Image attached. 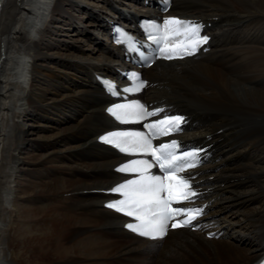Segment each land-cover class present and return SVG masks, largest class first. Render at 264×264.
Listing matches in <instances>:
<instances>
[{"label":"bare ground","instance_id":"obj_1","mask_svg":"<svg viewBox=\"0 0 264 264\" xmlns=\"http://www.w3.org/2000/svg\"><path fill=\"white\" fill-rule=\"evenodd\" d=\"M0 3V264L255 262L264 249V0H173L169 13L203 22L208 48L145 69L141 96L184 112L180 141L206 146L207 162L192 170L204 211L197 230L151 240L102 205L120 157L95 141L112 128L95 75L125 64L107 25H130L151 0ZM83 35L94 45L69 44ZM44 119L55 125L46 136ZM251 200L261 202L243 206Z\"/></svg>","mask_w":264,"mask_h":264},{"label":"snow or ice","instance_id":"obj_2","mask_svg":"<svg viewBox=\"0 0 264 264\" xmlns=\"http://www.w3.org/2000/svg\"><path fill=\"white\" fill-rule=\"evenodd\" d=\"M201 25L175 18L165 20L163 25L150 26L148 39L157 44H163L158 51L162 58H184L195 54L198 47L207 43L206 36H200ZM155 30L157 35H152ZM129 42L131 43L130 39ZM111 87V85H109ZM145 86L138 82L135 88L139 91ZM131 90V89H130ZM118 118L126 115H136L140 119L158 116L163 109L148 111L139 103L119 105L113 110ZM183 123V117L165 116L155 122L144 125L152 137L168 136L177 131ZM108 144H115L125 153H142L149 155V160L134 159L124 165L119 171L136 173L138 178L129 179L115 187L112 191L123 195V199L107 206L129 217H135L139 223L128 224L127 227L141 236L162 238L169 229L194 227L193 222L203 214L202 208L173 207L190 201L198 194L191 190V184L181 173L188 168H194L197 158L196 151H184L177 154L179 144L176 140L161 143L154 147L149 136L139 132H120L103 137ZM158 166L162 175L150 174V170ZM183 217V218H180ZM171 222V224H170Z\"/></svg>","mask_w":264,"mask_h":264},{"label":"rangeland","instance_id":"obj_3","mask_svg":"<svg viewBox=\"0 0 264 264\" xmlns=\"http://www.w3.org/2000/svg\"><path fill=\"white\" fill-rule=\"evenodd\" d=\"M86 2H89L90 4L89 5H91V4H93L92 2L94 1V0H85ZM88 9V8H87ZM75 13V14H74ZM72 14L73 15H75V17H77L78 15L80 16L81 15V13H79V11L78 10H73V12H72ZM77 24V26L78 27H80V28H82V29H84V26L83 25H81L79 22H76ZM81 37V39L82 40H80V41H78V42H75V40L74 41H71V42H69V44L71 45V46H79V45H82V47H84V48H89V46L90 45H94V43H91V41H90V39H88V38H86V36L85 35H83V36H80ZM89 45V46H88ZM71 78V77H70ZM44 117H39V120L41 119H43ZM46 122H44L45 123V126L44 127H40V129L42 128V132H43V134L46 136V135H50L51 133H52V131H53V127L55 126L54 125V122H52V121H50L49 119H44ZM33 124L34 125H27V126H31V127H36L37 128V125H38V119L35 121V122H33ZM46 140H49L48 138H43V142L44 143H47L46 142ZM46 150H48V149H46ZM223 159V157H219L218 158V160L217 161H221ZM259 202H261V200L259 201V200H251L250 202H248L247 204L245 203V205H243V206H246V207H255V206H258L260 203ZM26 203H29L28 201L26 202ZM215 203V202H214ZM213 203V204H214ZM232 206V205H231ZM233 208H236V207H233ZM237 216H239V218L241 217L240 216V214H239V212H237Z\"/></svg>","mask_w":264,"mask_h":264}]
</instances>
